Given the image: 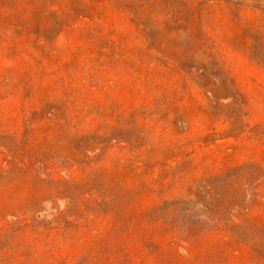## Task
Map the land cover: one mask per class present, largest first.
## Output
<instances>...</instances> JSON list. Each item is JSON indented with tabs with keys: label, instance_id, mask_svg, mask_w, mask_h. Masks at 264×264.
<instances>
[{
	"label": "rangeland",
	"instance_id": "rangeland-1",
	"mask_svg": "<svg viewBox=\"0 0 264 264\" xmlns=\"http://www.w3.org/2000/svg\"><path fill=\"white\" fill-rule=\"evenodd\" d=\"M0 264H264V0H0Z\"/></svg>",
	"mask_w": 264,
	"mask_h": 264
}]
</instances>
